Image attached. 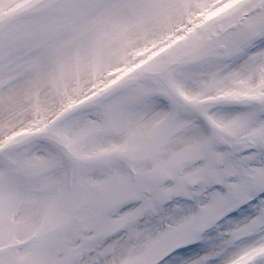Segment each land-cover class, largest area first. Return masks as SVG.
Returning a JSON list of instances; mask_svg holds the SVG:
<instances>
[{"label":"snow or ice","instance_id":"1","mask_svg":"<svg viewBox=\"0 0 264 264\" xmlns=\"http://www.w3.org/2000/svg\"><path fill=\"white\" fill-rule=\"evenodd\" d=\"M0 264H264V0H0Z\"/></svg>","mask_w":264,"mask_h":264}]
</instances>
